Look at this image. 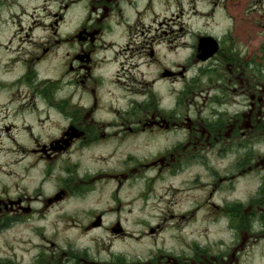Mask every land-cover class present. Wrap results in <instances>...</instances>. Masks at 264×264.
Listing matches in <instances>:
<instances>
[{
    "label": "clouds",
    "instance_id": "clouds-1",
    "mask_svg": "<svg viewBox=\"0 0 264 264\" xmlns=\"http://www.w3.org/2000/svg\"><path fill=\"white\" fill-rule=\"evenodd\" d=\"M0 264H264V0H0Z\"/></svg>",
    "mask_w": 264,
    "mask_h": 264
}]
</instances>
